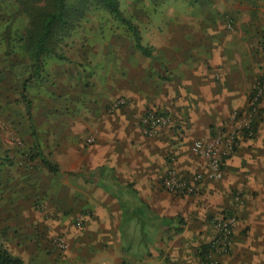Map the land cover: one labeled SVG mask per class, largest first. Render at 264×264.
<instances>
[{"label":"rangeland","instance_id":"obj_1","mask_svg":"<svg viewBox=\"0 0 264 264\" xmlns=\"http://www.w3.org/2000/svg\"><path fill=\"white\" fill-rule=\"evenodd\" d=\"M119 3L124 13L139 27L143 44L153 49L159 58L163 55L162 51L168 50L171 52V59L172 56L174 58L182 54L185 55L182 57L204 61L212 70L211 80L227 89V93L222 95H202V107L206 108L208 105L211 109L196 107V112H193L195 107H192L194 95H148L149 107L138 116L141 136L149 142H156L161 137L169 140L174 135L181 146L188 147L189 152L192 143L199 139L210 142L222 137L225 141H231L229 154L223 161L224 175L220 179L209 176L208 165L201 158L189 155L182 158V153L176 155L171 150H167L161 157L166 165V175L170 172L184 178L196 173L202 175L193 195L210 190V205L215 213L210 216L209 221L213 232L210 244L216 237V221L225 217L236 218L228 249L217 255L219 264H222L223 257L231 255L237 232L248 231L247 234L251 235V231H256L264 234V225H259L256 221L259 219L257 215L261 205L254 202L256 196L264 192L257 188L264 177V0H201L198 3L192 0H119ZM5 18V14L0 15V35L7 25ZM11 23L14 31H19L21 23ZM132 44V36L126 26L119 24L107 12L91 13L63 48L65 55L73 63L51 59L45 66L43 78L31 81L28 97L32 102L33 121L43 153L58 156L59 143L65 135L63 124L67 116L63 113L65 100L62 94L65 91L63 71L66 65L70 64L74 71L82 70L78 61L93 62L98 54L95 47L100 45L116 46V59L120 60L122 56L126 61L127 49L132 50ZM4 49V45L0 44V236L5 245L12 249L13 242L8 237L11 226L1 216L10 211L13 215L21 207L25 209L30 195L37 193L34 185L35 181L38 182L37 176L42 173L31 158L34 140L21 96L22 82L29 75L27 60L21 55L8 59L3 54ZM134 51L139 54V62L146 60L150 63L143 54ZM160 84L165 87H158L159 91L165 90L169 94L172 85L170 88L169 83ZM121 86L125 88L127 83L123 82ZM91 96L94 98L97 95ZM125 97L124 94L117 95L111 106ZM157 106H164L165 111ZM253 108L256 112L251 118ZM154 110L165 116L168 123L155 137H148L143 132L141 121ZM110 113L114 114L113 111ZM77 114L73 106L68 117L72 118L73 126L77 124L78 118L83 117L82 114L79 117ZM116 116L114 121L118 125L122 123L120 121L123 116L121 113ZM248 119L257 122L252 135L244 132ZM94 140L88 138L85 143L90 145ZM182 150L185 151L183 148ZM121 153L127 156V146L123 147ZM158 157L160 154L155 157L157 161L160 160ZM183 159H188L189 164L180 165ZM259 161H262L263 166ZM253 188L257 190L253 193L254 198L251 195ZM247 205L249 208L246 212ZM37 210L46 211L48 219L54 218L53 216L59 219V213L51 215L45 203L36 206L33 203L32 211L26 212L27 217H22L24 223L35 217L34 212ZM15 218L17 214L13 217ZM93 218L95 216L91 211L76 212L72 218L75 227L71 241L67 240V233L48 227L47 231L41 233L39 240L44 253L36 254L31 259L27 255L24 261L28 264H65L68 255H73L74 258L79 256V253L90 248H85L79 241L75 242V237L80 235L82 238L85 233L87 235L85 228ZM24 223L17 224L16 227L19 228ZM127 226L128 223L124 225L120 235L124 245L128 241L134 242L137 237L133 234L134 230ZM149 232L148 237L151 238ZM59 237L65 240V246L58 243ZM25 241L28 242L27 239ZM127 263L129 262L124 260V264Z\"/></svg>","mask_w":264,"mask_h":264},{"label":"crops","instance_id":"obj_2","mask_svg":"<svg viewBox=\"0 0 264 264\" xmlns=\"http://www.w3.org/2000/svg\"><path fill=\"white\" fill-rule=\"evenodd\" d=\"M95 48L98 54L93 62L78 61L82 70L74 71L68 64L63 71V113L67 116L63 124L65 135L59 143L58 156L44 153L59 170L51 172L35 159L42 173L36 178L38 182L35 181L37 193L30 195L25 209L21 207L13 215L10 211L1 216L11 226L8 237L13 248L10 250L23 260L27 255L31 259L44 253L39 240L48 227L67 233V240L71 241L75 227L72 218L76 212L88 210L95 218L85 228L87 235L76 236L75 242L79 241L90 249L75 258L68 255L65 264H79L80 261L82 264H124V260L129 262L127 264H204L202 251L210 244L213 232L209 221L215 214L210 205V190L200 195L169 192L164 185L166 165L161 158L167 150L176 155L182 153V158L195 156L187 152L188 147L181 146L174 135L169 140L161 137L156 142L146 141L141 136L138 116L149 107L148 95H194L192 107L196 112V107H202V95H222L227 89L211 80L212 70L207 63L182 57L185 56L182 54L174 57L177 61L173 56L172 59L169 57L171 52L168 50L162 51L159 58L152 49L156 59H150L132 44V50L127 49V55H124L125 61L122 56L120 60L116 59L118 49L114 45ZM134 50L148 58L150 63L146 60L139 62V54ZM66 62L73 63L68 58ZM123 82L127 87L121 86ZM160 82L169 83L170 88L172 85L169 94L165 90L159 91L165 87ZM122 94L126 96L125 105L116 106L114 103L111 106L116 96ZM91 95L97 96L93 98ZM73 106L77 116H83L78 118L75 126L72 118H68ZM157 107L165 111L164 106ZM202 108L211 109L208 105ZM112 111L114 114L110 113ZM120 113L123 120L117 125L114 119ZM31 130L35 144L33 131L36 133V127ZM35 136L39 142L37 133ZM92 137L94 142L86 145V139ZM126 146L127 156L121 153ZM159 154L160 160L157 161L155 157ZM188 162L183 159L180 165H188ZM259 164L263 166L262 161ZM257 188L264 191V177ZM251 192L253 196L257 190L253 188ZM254 202L261 205L256 221L263 226L264 192L257 195ZM33 203L34 206L45 203L51 215L59 213V219L55 216L48 219L46 211L37 210L35 217L24 223L22 217L32 211ZM16 214L17 218L13 219ZM127 223V227L134 230L137 241H128L124 245L120 235ZM247 233H236L231 255L223 257L222 264H264V234Z\"/></svg>","mask_w":264,"mask_h":264},{"label":"trees","instance_id":"obj_3","mask_svg":"<svg viewBox=\"0 0 264 264\" xmlns=\"http://www.w3.org/2000/svg\"><path fill=\"white\" fill-rule=\"evenodd\" d=\"M155 2L164 0H152ZM198 3L201 0H192ZM0 15L5 14V22L0 44L8 59L16 55L27 60L29 75L22 82L21 96L25 102L29 124L34 130L32 102L28 89L32 80L43 78L46 64L51 59L67 60L63 48L68 44L74 32L82 26L87 17L94 12L103 11L110 14L115 21L127 27L132 36L134 47L146 57L156 59L152 49L143 44L142 36L136 22L128 17L120 7L119 0H0ZM4 12V13H3ZM24 20V23L22 21ZM13 21H19V31H14ZM257 128V122H251V130ZM246 135L248 129H244ZM35 144L31 149V158L38 159L49 171L56 173L59 169L40 149L36 133L33 131ZM211 244L202 251V259L207 264ZM0 264H28L15 255L0 236Z\"/></svg>","mask_w":264,"mask_h":264},{"label":"built area","instance_id":"obj_4","mask_svg":"<svg viewBox=\"0 0 264 264\" xmlns=\"http://www.w3.org/2000/svg\"><path fill=\"white\" fill-rule=\"evenodd\" d=\"M125 103L126 101L121 99L116 103V106L125 105ZM255 112L256 109L253 108L251 118ZM251 122L252 119H248L245 125V129H248L249 135H252ZM167 123L168 119L156 110L148 113L141 121L143 132L148 137H155ZM230 147L231 141H225L222 137L210 142L199 139L192 143L190 152L193 156L206 161L210 177L220 179L224 175L223 161L229 154ZM201 178L202 175L199 173L184 178L174 172H170L164 178V185L169 192L181 195H193L198 189ZM235 223L236 218L234 216L225 217L216 221V237L211 242L207 256V264H219L217 255L228 249ZM57 241L61 246H65V240L63 238L59 237Z\"/></svg>","mask_w":264,"mask_h":264}]
</instances>
